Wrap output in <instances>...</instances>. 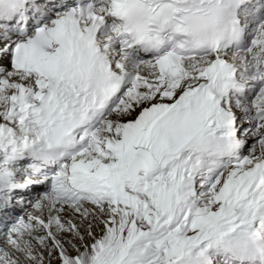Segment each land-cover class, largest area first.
<instances>
[{"label": "snow or ice", "instance_id": "snow-or-ice-1", "mask_svg": "<svg viewBox=\"0 0 264 264\" xmlns=\"http://www.w3.org/2000/svg\"><path fill=\"white\" fill-rule=\"evenodd\" d=\"M0 264H264V0H0Z\"/></svg>", "mask_w": 264, "mask_h": 264}]
</instances>
